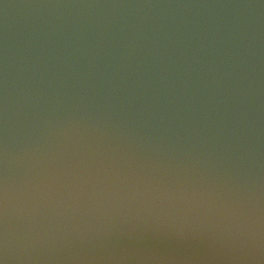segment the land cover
<instances>
[{
    "label": "water",
    "instance_id": "95a60500",
    "mask_svg": "<svg viewBox=\"0 0 264 264\" xmlns=\"http://www.w3.org/2000/svg\"><path fill=\"white\" fill-rule=\"evenodd\" d=\"M0 264H264V0H0Z\"/></svg>",
    "mask_w": 264,
    "mask_h": 264
}]
</instances>
